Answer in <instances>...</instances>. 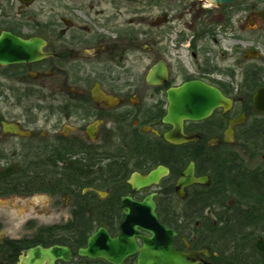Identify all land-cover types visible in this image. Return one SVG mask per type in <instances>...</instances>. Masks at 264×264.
Instances as JSON below:
<instances>
[{"label": "flooded vegetation", "instance_id": "obj_1", "mask_svg": "<svg viewBox=\"0 0 264 264\" xmlns=\"http://www.w3.org/2000/svg\"><path fill=\"white\" fill-rule=\"evenodd\" d=\"M258 203L264 0H0V264H264Z\"/></svg>", "mask_w": 264, "mask_h": 264}, {"label": "water", "instance_id": "obj_2", "mask_svg": "<svg viewBox=\"0 0 264 264\" xmlns=\"http://www.w3.org/2000/svg\"><path fill=\"white\" fill-rule=\"evenodd\" d=\"M210 1L216 6L221 7V6L233 4L235 2H239L241 0H210ZM148 77L150 82L155 81L154 69L152 70L151 74ZM191 176H192V169L186 172L183 179H181V182L179 183L180 189L190 184L191 181L189 179H191ZM151 180L157 181L158 179L156 176H154L152 177ZM146 208L148 210L147 213L153 214L152 210L154 209V205L152 202L148 201ZM145 224H146V229L150 232L149 234H151L152 237L150 238L142 237L144 241V248L143 250H141L139 264H199L197 253L182 254L174 251L172 244L170 242H171V237L174 236L175 233L171 235V233H169L170 231L160 226L157 221H148ZM131 246H132V254H133L134 252L137 251V248L134 245L133 238L131 239ZM256 250H258V252L264 258V242L262 239H259L256 242ZM28 257H30V253H28ZM26 260L27 258H24V260L22 259L21 264H26Z\"/></svg>", "mask_w": 264, "mask_h": 264}, {"label": "rangeland", "instance_id": "obj_3", "mask_svg": "<svg viewBox=\"0 0 264 264\" xmlns=\"http://www.w3.org/2000/svg\"><path fill=\"white\" fill-rule=\"evenodd\" d=\"M150 14H152V16H153V12L152 13H150ZM256 145H258V148L260 147V146H263L262 144H260L259 142H256L255 143ZM253 148V147H252ZM262 158H261V155H259V154H257V155H253L252 156V158H251V161H250V163L248 164L249 165V167L250 168H252V167H257V166H260V165H262ZM251 208H255L256 209V212L258 211V208H256V207H254V205H253V207L252 206H250ZM258 213V212H257ZM260 214H262V215H259V219H263L264 220V211H261L260 212ZM259 224H261V223H259ZM258 229V231H259V234H261V233H263V229H264V227H261V225L259 226V228H257ZM228 245H230V244H228ZM229 247H227V249H228Z\"/></svg>", "mask_w": 264, "mask_h": 264}, {"label": "trees", "instance_id": "obj_4", "mask_svg": "<svg viewBox=\"0 0 264 264\" xmlns=\"http://www.w3.org/2000/svg\"><path fill=\"white\" fill-rule=\"evenodd\" d=\"M252 206H253V205H252ZM254 207L258 208V211H257L258 214H259V215H262V214H260V212H261V211H264V203H258V205H257V206L254 205Z\"/></svg>", "mask_w": 264, "mask_h": 264}]
</instances>
